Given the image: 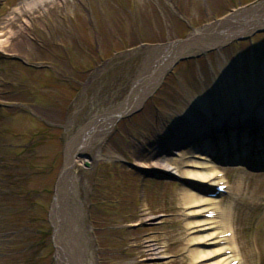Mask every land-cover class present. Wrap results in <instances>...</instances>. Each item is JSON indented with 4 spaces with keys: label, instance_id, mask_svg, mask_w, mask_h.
Wrapping results in <instances>:
<instances>
[{
    "label": "rangeland",
    "instance_id": "rangeland-1",
    "mask_svg": "<svg viewBox=\"0 0 264 264\" xmlns=\"http://www.w3.org/2000/svg\"><path fill=\"white\" fill-rule=\"evenodd\" d=\"M20 1L0 0V27ZM255 6L263 9L264 0H60L20 17L29 28L11 41L13 50L0 51V264H57L50 213L67 142L92 110L121 102L159 60V68L170 63L141 105L112 121L88 153L73 156L72 179L93 264L189 263V218L178 198L191 187L134 163L149 164L159 136L168 140L201 110L210 116L243 99L264 101V32H256L264 25L219 45L220 30L204 33ZM203 37L217 46L198 47ZM178 45L187 53L174 58ZM247 220L234 224L243 258ZM150 242L155 256L145 250Z\"/></svg>",
    "mask_w": 264,
    "mask_h": 264
},
{
    "label": "bare ground",
    "instance_id": "bare-ground-1",
    "mask_svg": "<svg viewBox=\"0 0 264 264\" xmlns=\"http://www.w3.org/2000/svg\"><path fill=\"white\" fill-rule=\"evenodd\" d=\"M57 2L60 3V0H21L17 6L12 8L0 27V51L6 53L10 49L13 50L11 41H15L16 37L20 36L26 27L29 28L26 22L20 21V17L23 14H30L39 10L45 12V10L53 7ZM263 25L264 8L260 9L259 6H255L252 11L244 9L227 14L216 24L211 25L209 29L208 27L205 28L204 33L211 32V34H216L218 33L217 30H220L221 33H219L217 44L219 45L226 38L232 39L234 36L248 33L249 30ZM224 26L229 27L227 31H224ZM201 33L203 31L196 32L193 37L195 38ZM210 39V37L198 39V47H206L210 43L217 46L213 43L214 41L208 43ZM179 46H175L173 49L176 50ZM185 53H187L185 49H180L178 52L176 50L174 58L179 55L183 56ZM161 63L162 60H159L156 65L145 67L139 78L133 82L129 94L121 102L114 104L106 110H92L89 113L91 114L89 115L91 119L87 123L82 124L67 142V153L60 172L59 181L56 185V195L50 213L51 223L54 227L57 264H93L92 257L85 250L89 245V241L84 221L82 220V212L76 205V180L72 179L73 173L71 169L73 156L79 151L88 153L89 148L98 142V138L105 135L106 129L110 127L112 121L118 119L127 111H132L141 105L144 98L157 82L155 79L157 78L158 80L159 76L163 74L161 72H163L170 62L167 61L159 68ZM152 81L155 82L151 83ZM250 107L252 106L247 104L246 109H248V113L246 115L248 119L245 121L247 123H250L252 119L255 122L259 121L255 113L251 114L249 112ZM220 117H204L201 120L195 121L189 120V124L187 123V125L191 128H196L198 124L201 126L205 125L212 133L220 128L228 129L229 125L236 124L235 120L232 119L227 124ZM261 128L263 126L259 125L255 130L259 129L258 133L264 135L260 131ZM195 130L190 133L182 130L178 135L180 137L179 141H175V139L171 143L166 144L163 143L164 139L161 136V139L156 140L158 144L157 151L151 153L149 164H134L141 169L157 167L165 174L183 178L185 183L192 184L198 191L204 190V192H207V187H212L218 183L217 172L219 171L215 169L216 167L210 163L208 158L197 154L193 149L194 147H191V149L188 147L191 141L196 140L195 133L199 137L204 132L199 131V128ZM248 130L247 128L243 134H247ZM240 132L242 130H239L237 134L241 136ZM233 135L231 136L232 139ZM204 136L207 135L204 134ZM215 138L218 139V137ZM183 146H187L188 149L187 147L180 149ZM165 148L168 151L176 152L175 156L166 157V153L164 154ZM235 152L234 150L231 153ZM179 190V204L184 208V216L189 218L186 219L184 224L186 232L185 245L188 247V264H230L231 261L238 259V253L234 252L231 245L232 240L223 236L227 231V219H225L223 211L219 209L216 202L212 198L197 194L190 188H180ZM209 211L216 212L213 218H206L204 216ZM145 250L150 256L158 254V247L151 242L145 244ZM226 250H231L230 253L233 254L225 255L224 252Z\"/></svg>",
    "mask_w": 264,
    "mask_h": 264
}]
</instances>
